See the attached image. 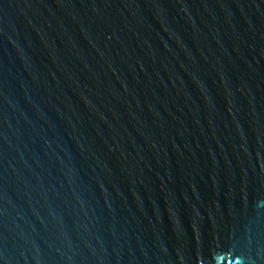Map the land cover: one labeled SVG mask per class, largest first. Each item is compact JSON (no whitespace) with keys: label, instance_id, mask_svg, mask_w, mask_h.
I'll list each match as a JSON object with an SVG mask.
<instances>
[{"label":"water","instance_id":"1","mask_svg":"<svg viewBox=\"0 0 264 264\" xmlns=\"http://www.w3.org/2000/svg\"><path fill=\"white\" fill-rule=\"evenodd\" d=\"M0 264H264V0H0Z\"/></svg>","mask_w":264,"mask_h":264}]
</instances>
